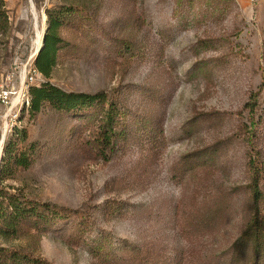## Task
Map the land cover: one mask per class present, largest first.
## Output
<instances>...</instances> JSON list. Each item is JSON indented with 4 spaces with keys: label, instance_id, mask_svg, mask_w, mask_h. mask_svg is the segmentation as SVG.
<instances>
[{
    "label": "rangeland",
    "instance_id": "374dc122",
    "mask_svg": "<svg viewBox=\"0 0 264 264\" xmlns=\"http://www.w3.org/2000/svg\"><path fill=\"white\" fill-rule=\"evenodd\" d=\"M5 1L10 28L0 34V170L17 129L27 130L26 144L39 149L30 168L0 175V198L6 192L78 209L93 224L82 241L71 236L72 218L41 235L0 237V246L49 264H100L91 248L104 238L123 257L119 264H230V247L250 216L249 153L259 150L264 164V0H236L239 9L214 23L175 15V0H136L127 12L122 0L101 1L95 25L101 33L88 37L85 53L59 62L50 81L67 91H115L129 117L153 115L162 130L156 147L136 130L128 133L108 159L94 145L90 115L65 116L50 106L35 116L27 110L29 86L44 81L29 77L48 26L46 10L62 0ZM131 15L139 26L128 35L144 46L139 57L116 53L102 35ZM199 152L206 155L202 165L193 157ZM106 202L118 211L98 209Z\"/></svg>",
    "mask_w": 264,
    "mask_h": 264
},
{
    "label": "trees",
    "instance_id": "16d2710c",
    "mask_svg": "<svg viewBox=\"0 0 264 264\" xmlns=\"http://www.w3.org/2000/svg\"><path fill=\"white\" fill-rule=\"evenodd\" d=\"M103 0H62L56 8L47 9L48 26L44 34V45L35 57L34 67L40 72L44 81L30 85L28 88L29 114L35 116L50 106L53 111L65 116L87 117L97 129L94 133V145L104 159L109 153L116 150L119 141L127 138L128 133H134L152 147L158 146L162 130L158 128L159 120L153 115L141 120L139 114L129 117V110L124 96L107 90L96 93L67 91L50 81L59 62L71 57H79L89 47L88 37L101 33L98 24L99 10ZM122 12H127L130 5L136 0H122ZM232 8V9H231ZM236 0H175L174 14L186 16L195 15L194 23L207 20L210 23L222 21L232 11L238 10ZM125 14V13H124ZM110 24L102 35L112 42L114 51L119 54H132L139 57L143 54L144 46L128 35L139 25L133 16ZM121 25V26H118ZM9 17L5 0H0V34L9 30ZM148 94L152 88H143ZM258 98L250 102V112L257 109ZM256 121L251 119V128H248L249 138L255 151L254 138ZM129 125H133L129 127ZM28 133L25 129H17L6 150L0 175L11 177L20 168H30L39 149L37 143L27 145ZM198 165L204 164L206 155L199 152L195 156ZM248 172L250 176L249 192L250 206L249 219L240 235L230 247V264H264V164L260 162V152L256 150L248 157ZM194 168L193 166L191 167ZM119 206L106 202L101 208L104 212L118 211ZM85 211L60 207L56 204L36 199L21 198L17 195L2 192L0 198V237L4 239H20L31 232L41 235L54 227L61 220L74 222L70 227L76 233L72 238L85 240L93 222ZM84 214V215H83ZM116 214V213H115ZM117 215V214H116ZM128 248L124 249V252ZM91 253L100 264H113L122 261L120 254L105 243L104 238L94 240ZM0 264H49L48 261L22 249H12L0 246Z\"/></svg>",
    "mask_w": 264,
    "mask_h": 264
},
{
    "label": "built area",
    "instance_id": "2783aa9c",
    "mask_svg": "<svg viewBox=\"0 0 264 264\" xmlns=\"http://www.w3.org/2000/svg\"><path fill=\"white\" fill-rule=\"evenodd\" d=\"M40 78H42V75L40 74V72L35 67H33L32 72L30 73L29 80L31 82H34ZM2 99L4 102L9 100V92L8 91L4 92Z\"/></svg>",
    "mask_w": 264,
    "mask_h": 264
},
{
    "label": "water",
    "instance_id": "95a60500",
    "mask_svg": "<svg viewBox=\"0 0 264 264\" xmlns=\"http://www.w3.org/2000/svg\"><path fill=\"white\" fill-rule=\"evenodd\" d=\"M43 45H44V39H43V44H42V46H43ZM40 49H41V48H40ZM40 49L38 50V52L40 51ZM38 52H37V53H38Z\"/></svg>",
    "mask_w": 264,
    "mask_h": 264
}]
</instances>
